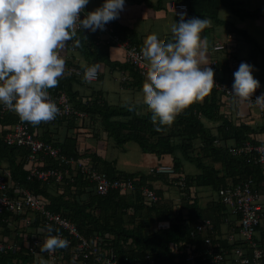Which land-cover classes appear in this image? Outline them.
Segmentation results:
<instances>
[{"label": "trees", "instance_id": "obj_1", "mask_svg": "<svg viewBox=\"0 0 264 264\" xmlns=\"http://www.w3.org/2000/svg\"><path fill=\"white\" fill-rule=\"evenodd\" d=\"M180 3L186 4L189 8L187 18L189 16L200 19L207 18L216 23H221L227 28L228 34L235 37L234 40L244 38L252 45V57L258 54L262 58L263 65L259 82L264 91V48L251 39L247 32L236 28L232 22L220 20L219 10L220 7H225L236 16L252 19L264 17V12L251 13L240 10L236 8L234 2L229 0L176 1V4ZM115 27L117 34L122 39L130 40L132 44L136 45L132 39L133 34H127L117 24H115ZM94 34H83L81 32L76 34L80 35L79 40L74 39L70 42L75 45V40H78L81 44L85 37L90 36L93 39ZM81 49L83 53H87L85 48L81 47ZM217 57L218 55L215 54L212 59ZM241 59L251 65L249 59ZM111 65L112 67L117 66L120 70L129 68L133 70L135 72V84L140 90L142 89L144 79L131 65L128 63H111ZM74 83H76L75 76L62 77L58 79L56 87L47 91L65 92L72 106L76 110L87 114L88 117L83 124H80L75 116L67 119L58 118L55 123L32 125V131H37L38 137L42 141L59 149L61 154L67 157L77 160H92L96 169L107 174L110 178L136 180L135 191L131 194H121L114 191L107 196H99L94 191V186L87 182L82 174L75 176L72 182L67 180L66 184L62 186L37 181L30 182L27 178L28 173L25 170L30 150L23 147H9L0 136V166H6L11 170L15 182L36 194L48 198L51 201L50 209L75 223L80 232L86 237L102 236L104 247L109 250L117 264H149L150 260H153L154 264H203L204 259L210 261L208 258L210 247L206 244L207 238H211L213 244H219L220 248L225 249L227 252L223 264H235L233 256L237 247H242L251 254L252 249L244 241L239 244L235 242L231 244L227 242L220 243L213 237L214 234L212 233L207 235L195 233L196 225L207 218L203 217L198 204L191 202L190 186L211 187L213 190L218 191L227 187V178L232 179L234 185L250 179L258 190L256 178L261 177L264 181L263 169L260 166L248 164V157L237 158L231 156L225 146V141L231 138L235 139L238 147L250 141L247 133L252 131L251 128L247 126L237 128L229 120H225L223 126L219 128V136H212L199 120V114H203L210 119L216 117V102L219 95L215 90H210L213 95L212 105L204 104L200 106L193 102L176 116L170 126H162V130L157 131L151 122L152 113L138 114L133 107L111 106L107 102L97 100V98L85 101L79 100L77 94L73 91ZM16 121L17 115L1 114L0 112L1 126H12ZM100 134H106L108 140L113 142V147L122 150L128 142H135L146 154H156L158 156H175L176 151L180 150L183 159L195 163L203 173L197 178H185L186 188L184 192L186 196L182 198L180 209H176L173 200L170 202H166L169 201L166 200L164 203L148 206L143 201L141 188L148 186L149 182L157 180V176L120 172L116 168V161H110L98 153L92 152L89 148H85L84 153L79 152L80 135L87 137L85 140H88L97 139ZM220 139L223 142L217 144ZM195 141H199L205 147L203 157H209L207 165L203 163L201 153L198 152V156L194 158ZM45 162V168L59 167L58 162L51 158L46 157ZM217 162L222 163L223 171L214 168V164ZM174 165L175 171L180 173L182 169L181 159L174 158ZM222 173L224 175L220 176ZM176 183L177 179H172L169 186L174 187ZM213 203L221 208L222 217L232 218L228 208L218 199H214ZM161 220L170 221L171 228L158 231L156 223ZM213 224L216 232L218 225L214 222ZM0 225L4 229L0 231V239L13 235L7 225L2 224L1 219ZM193 233L195 234L193 235ZM17 243L20 246L17 252L6 251L0 253V264H39L33 256L27 253V250L23 247L22 239L19 238ZM259 247L264 249V245H259ZM60 250L65 252V259L69 264H94L93 257L75 260L74 253H70L65 248ZM190 254H195L193 263L187 262V257Z\"/></svg>", "mask_w": 264, "mask_h": 264}, {"label": "built area", "instance_id": "obj_2", "mask_svg": "<svg viewBox=\"0 0 264 264\" xmlns=\"http://www.w3.org/2000/svg\"><path fill=\"white\" fill-rule=\"evenodd\" d=\"M174 11L176 16L180 18L181 13L188 15L189 8L186 4H175ZM88 13L87 5L81 12L79 19H84ZM97 33L107 37L108 42L123 49L126 53V62L131 65L141 77L146 78L148 63L143 57L141 49L130 42L124 40L117 34L115 22H109L105 25L104 30L92 32L87 29H76V33ZM235 37L229 35L226 42L217 43L213 47V53L218 55L217 58L211 60L208 67L214 71V86L212 87L219 95L227 100H238L230 93L234 82L233 73L238 70L239 65L243 61L237 53V49L232 45ZM72 40V39H71ZM69 40V41H71ZM164 43V42H163ZM221 57V58H220ZM76 75H82L85 72L75 70ZM223 76H220V75ZM222 77V78H221ZM99 74L97 71L87 80L97 81ZM264 91L259 87L250 97V101H243L248 106H255L264 117V108L256 105L254 102L258 96ZM50 98L56 103L59 114L49 122L55 123L58 118L77 117L80 124L87 119V114L76 110L65 92L55 90L49 91ZM242 101V100H241ZM1 114H15L17 121L14 125L3 127L0 125V136L9 147H23L30 150L27 157L25 170L28 173V181H37L40 183L50 184L54 186H62L67 180L73 181L78 174H82L84 179L94 186L96 194L99 196H107L111 192H119L121 194H131L135 191L136 180L131 178H110L107 174L96 169L92 160L74 159L61 154L59 149L54 148L50 144H46L38 137L37 131H32V124L22 121L18 114L6 108L0 103ZM83 132V130H82ZM89 136V135H88ZM79 152L84 153L85 146L80 145L82 135L79 136ZM87 138V137H82ZM103 140H108L106 134H103ZM217 144H219L217 142ZM231 156L242 158L248 157V164L260 166L264 173V142L256 145L251 141L245 142L242 146L228 148ZM51 158L58 162V168H45V158ZM158 172L167 173L175 177L174 168L161 167ZM179 182L175 184L177 195L173 198L169 191L167 194L160 195L157 190L148 186L141 188V195L146 205L152 206L163 203L168 198L172 199L176 204V209L181 208L182 198L186 196L184 192L185 178H177ZM191 202L194 203V192H190ZM218 201L224 204L232 217L239 221V234L247 246L252 249L251 254L242 247H237L234 251L235 264H264V249L260 248L255 242V236L259 227L264 226V205L261 204V194L255 188L252 180L248 179L239 184H232L226 188L216 191ZM51 201L32 192L28 188L19 185L14 181L10 169L6 166H0V219L2 224H6L7 228L13 232L11 237H3L0 239V253L6 251L17 252L20 249L17 240H23V247L27 253L39 262L41 258L48 261V264H69L65 259V252L60 249L53 253H41L40 245L43 244L45 237L48 235L45 226L50 225L53 228L52 235L60 234L62 238L68 241V247L65 248L70 253L75 254V260L78 258L88 259L94 258V264H117L108 249L103 245V237L95 236L88 238L83 235L77 225L70 220L64 218L61 214L55 213L50 209ZM171 222L161 220L156 223V229L163 231L171 228ZM0 229L4 230L1 225ZM196 234L207 235L214 234V224L211 220L205 219L200 221L195 227ZM193 233V235L195 234ZM234 234L228 237L230 243L235 241ZM218 241V240H217ZM206 244L210 247L208 258L204 259L203 264H223L226 260L227 252L220 248L219 244H213L211 238L206 239ZM195 254L187 257V262L193 263ZM149 264H154L150 260Z\"/></svg>", "mask_w": 264, "mask_h": 264}, {"label": "clouds", "instance_id": "obj_3", "mask_svg": "<svg viewBox=\"0 0 264 264\" xmlns=\"http://www.w3.org/2000/svg\"><path fill=\"white\" fill-rule=\"evenodd\" d=\"M89 0H0V103L32 125L52 121L59 114L50 98V88L64 74L65 61L58 55L66 42L73 39L76 29L92 32L119 18L125 0H105L94 11L79 19ZM171 27L172 42L163 43L156 33L148 35L141 53L149 62L142 84L144 103L151 111V122L157 131L170 126L177 115L194 101L203 98L214 86V71L206 66L207 38L201 33L211 27V20L193 17ZM79 47V41H76ZM95 67H85L89 79ZM254 66L242 62L233 73L234 98L250 101L260 87L253 77ZM264 108V93L254 102ZM48 235L40 252L53 253L68 247L60 234L52 235V226L41 231ZM39 264H48L41 258Z\"/></svg>", "mask_w": 264, "mask_h": 264}, {"label": "crops", "instance_id": "obj_4", "mask_svg": "<svg viewBox=\"0 0 264 264\" xmlns=\"http://www.w3.org/2000/svg\"><path fill=\"white\" fill-rule=\"evenodd\" d=\"M176 1L177 0H125L124 10L120 12L119 18L114 20V22L119 28L122 30L124 29L127 34H133V42L135 41V44L140 49L143 47L146 37L152 33H156L161 42H172V24L174 22L179 23L180 20L174 11ZM229 1L234 2L236 8L240 10L251 13L259 11L264 12V0ZM104 2L105 0H89V3L87 4L88 13L100 7ZM190 18L193 17L189 16L185 19L187 20ZM219 18L222 21H229L235 24L236 28L247 32L251 39L264 48V17L253 19L241 18L234 15L227 8L220 7ZM211 22V27L206 28L201 33V38L203 39L206 37L208 41V47L205 53L206 63H203L201 67L209 66L210 60L215 56L212 52L213 47L217 43H223V40L228 38L229 35L227 28L223 24L216 23L213 20H211ZM95 34L94 37L92 36L93 39H91L90 36L85 37V39L81 41V44L79 43V47L76 46V40L75 45L74 43L67 41L65 48L57 50L58 55L65 61L64 74L59 78L67 76L76 77V83L73 84V91L77 94L79 100L81 99L85 101L97 98V100L105 103L107 102L111 106L124 108L128 106L133 107L138 114L145 115L151 113L147 105L144 103L142 90H140L135 84V72L130 68L120 70L117 66L112 67L111 65V63L127 64L125 51L109 43L107 37L97 33ZM74 39L79 40L80 35H75L72 40ZM241 39L234 40L232 45L237 49L241 58L249 59L251 61V65L254 66V71L252 73L253 77L260 81L263 65L262 58L258 54H255L252 57V45L244 38ZM81 47L85 48L87 53H83ZM147 63L149 62L147 61ZM85 67H95L99 74L97 81L85 80L84 74L76 75L74 73L75 70H82L85 72ZM143 79L145 81L146 78L143 77ZM217 99L215 111L216 117L214 119H210L203 114L198 115L204 128L212 136H219V128L223 126L225 120H229V122L237 128H240L241 126L251 128L252 131L247 133V136L254 144L259 145L264 142V117H262L257 107L248 106L245 102L239 99L227 100L221 95L217 96ZM194 104L200 106H203L204 104L212 105L213 95L209 91L203 98L194 101ZM5 126L9 127L10 125ZM84 139L86 138L81 137L80 145L85 141ZM221 141L223 142L221 139L220 141L218 140V143L220 142L219 144H221ZM109 142H105L103 140V134H100L97 139H88V143L84 142V146L110 161H116V168L120 172L157 176L158 179L149 182L148 186L157 190L160 195L167 194V191H169L170 196L174 198L175 195H177L178 190H176L177 188L175 189V187L169 186L172 179L176 180L180 177L197 178L203 173L195 163L183 159L180 150L176 151L175 156L146 154L135 142H128L125 144L124 151L126 147L127 154V145L136 144L139 147L137 151H134L137 157L123 159V164L135 168V171L127 172L120 170L119 166L121 167V163L117 156H113L112 159L106 157L107 143ZM225 144L227 148L238 145L233 138L225 141ZM202 146L203 144L199 143V141L194 142V158L201 153L203 163L207 165L209 157H203L205 147ZM174 158L181 159L182 169L180 173L176 172L175 177H172L167 173L158 172V168L161 167H172L175 169ZM214 168L223 171V165L220 162L215 163ZM223 175V173L220 174V176ZM262 180L261 177L256 178V186L262 196L260 202L264 205V181ZM177 182H179V180H177ZM226 184V186L232 185L234 184V181L227 178ZM189 191L194 192V202L198 204L199 209L203 213V217L212 220L218 225L215 232L216 240L220 243L227 242L231 244L228 237L234 234L235 243L239 244L243 242L242 236L239 234L238 219L230 217L229 220L226 217H222L221 208L213 203L214 199H217L215 190L211 187L190 186ZM168 199L169 201L166 202L172 200L170 198ZM255 242L258 246L264 245V226H261L257 230Z\"/></svg>", "mask_w": 264, "mask_h": 264}, {"label": "rangeland", "instance_id": "obj_5", "mask_svg": "<svg viewBox=\"0 0 264 264\" xmlns=\"http://www.w3.org/2000/svg\"><path fill=\"white\" fill-rule=\"evenodd\" d=\"M223 41L226 42L227 38H225ZM84 142L88 143V140H85ZM84 142L81 143L82 147H84ZM105 142H109V141L106 140ZM138 148L139 147L136 144H131V145L128 144L127 145V154H126V147H125V151H124V149L122 150V149H119V148H115V147H113V142L110 140V142L107 143V154H106V157L109 158V159H112L113 156H117V158L120 159V163H121V167H122L121 168L119 166L120 170H124V171H127V172H134L135 168H131V167H128L125 164H123V159H125V158H136L137 156H136L134 151H137Z\"/></svg>", "mask_w": 264, "mask_h": 264}, {"label": "bare ground", "instance_id": "obj_6", "mask_svg": "<svg viewBox=\"0 0 264 264\" xmlns=\"http://www.w3.org/2000/svg\"><path fill=\"white\" fill-rule=\"evenodd\" d=\"M235 236V235H234Z\"/></svg>", "mask_w": 264, "mask_h": 264}]
</instances>
